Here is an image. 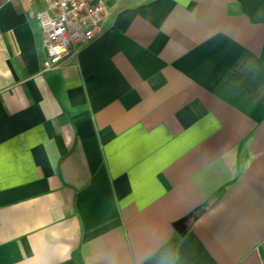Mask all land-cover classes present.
I'll use <instances>...</instances> for the list:
<instances>
[{
	"label": "crops",
	"instance_id": "obj_1",
	"mask_svg": "<svg viewBox=\"0 0 264 264\" xmlns=\"http://www.w3.org/2000/svg\"><path fill=\"white\" fill-rule=\"evenodd\" d=\"M107 5L45 70L0 0V264H264V0Z\"/></svg>",
	"mask_w": 264,
	"mask_h": 264
},
{
	"label": "built area",
	"instance_id": "obj_2",
	"mask_svg": "<svg viewBox=\"0 0 264 264\" xmlns=\"http://www.w3.org/2000/svg\"><path fill=\"white\" fill-rule=\"evenodd\" d=\"M16 2L17 0H4ZM43 3L37 13L43 33L44 68L58 67L67 57L76 56L82 45L97 37L109 14L108 0H28Z\"/></svg>",
	"mask_w": 264,
	"mask_h": 264
},
{
	"label": "snow or ice",
	"instance_id": "obj_3",
	"mask_svg": "<svg viewBox=\"0 0 264 264\" xmlns=\"http://www.w3.org/2000/svg\"><path fill=\"white\" fill-rule=\"evenodd\" d=\"M4 162H5L4 154L2 149H0V184L3 183Z\"/></svg>",
	"mask_w": 264,
	"mask_h": 264
},
{
	"label": "water",
	"instance_id": "obj_4",
	"mask_svg": "<svg viewBox=\"0 0 264 264\" xmlns=\"http://www.w3.org/2000/svg\"><path fill=\"white\" fill-rule=\"evenodd\" d=\"M176 228H177V231H178L180 234H183V233L186 232V229H187V227H186V223H185L184 221L179 222V223L177 224Z\"/></svg>",
	"mask_w": 264,
	"mask_h": 264
}]
</instances>
